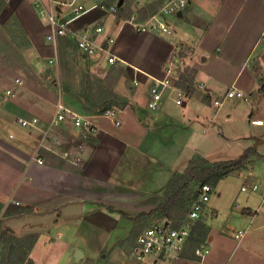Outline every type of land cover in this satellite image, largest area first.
Instances as JSON below:
<instances>
[{
	"label": "crops",
	"instance_id": "1",
	"mask_svg": "<svg viewBox=\"0 0 264 264\" xmlns=\"http://www.w3.org/2000/svg\"><path fill=\"white\" fill-rule=\"evenodd\" d=\"M35 1L0 4V223L16 238L37 237L29 253L33 264H96L99 257L116 254L119 241H132L134 225L140 232L146 227L134 219L159 206L174 174L195 155L221 162L239 158L249 147L264 155V0H190L183 13L169 19V34L135 30L125 16L131 13L144 22L150 16L140 9L118 17L92 13L95 8L71 22L68 34L56 42L48 39L49 20L39 14ZM79 1L87 7L96 3ZM165 2L149 4L159 9ZM12 18L22 35L20 46L4 26ZM96 26L104 28L99 41L115 38V65L76 46L73 32ZM52 59L57 62L51 64ZM174 59L197 69L203 91L178 106L174 88L167 89L161 107L151 111L147 104L154 82L168 76ZM175 81L172 76L174 86ZM90 84L94 92L104 88L130 104L110 103L114 117L89 112L82 95ZM232 87L249 99L227 98ZM204 92L209 104L202 100ZM59 99L88 118L96 132L88 134L68 121L46 135ZM226 104L234 109L225 110ZM237 108L242 128L238 123L230 127L231 120L223 118L237 117ZM23 117H37L39 123L24 128L19 123ZM257 120L263 124H253ZM226 121L229 133L222 131ZM233 135L240 144L238 156L222 157L229 149L226 139ZM79 143L82 162L75 163ZM248 174L250 184L258 181L252 179L253 171ZM259 178L261 188L254 194L230 189L229 177L213 189L201 214L209 215L202 220L210 228L199 247L208 250L203 257L188 238L175 262L156 257L139 261L136 238L134 264H264V171ZM239 231L243 235L235 238ZM0 244L5 250L6 243ZM8 246L7 264H19L14 262L19 253ZM77 250L84 255L79 260Z\"/></svg>",
	"mask_w": 264,
	"mask_h": 264
},
{
	"label": "built area",
	"instance_id": "2",
	"mask_svg": "<svg viewBox=\"0 0 264 264\" xmlns=\"http://www.w3.org/2000/svg\"><path fill=\"white\" fill-rule=\"evenodd\" d=\"M190 0H166L164 5L156 10L146 21L141 22L137 20L136 16H132L130 23L137 29V31H158L161 33H171L169 19L183 13L189 4ZM119 1L116 0H96V3L91 7L80 3L79 0L65 1L49 0L48 3L42 1H35V5L41 16H45L52 27V32L48 39L56 42L59 37L68 34V26L74 20L87 14L92 9L98 8L108 14H115L119 9ZM58 6H62L64 10L59 11ZM104 32L102 26L87 28L82 32H73L76 40L77 48L89 57H104L110 65H115L119 58L114 53L115 38L108 37L104 41H99V36ZM51 64L56 63V59L49 61ZM167 77L163 80H156L151 89V97L148 101L147 107L151 111H157L163 101L164 93L167 89L174 88L175 90V104L182 106L186 103V93L176 88L172 84L173 68L169 67L167 70ZM20 82V79H17ZM10 93V91H8ZM61 96V95H60ZM59 96V97H60ZM227 98H239L248 100L242 91L232 87L226 93ZM221 101H216V105H221ZM104 115L114 117L115 112L111 109L105 111ZM72 122L74 127L84 131L88 134L96 132V126L86 117L80 116L68 109L62 100L56 104L55 113L51 120L45 134H51L63 122ZM19 123L24 128H32L37 126L39 119L37 117L20 118ZM119 124V122H117ZM255 125H262L263 121H253ZM83 144L79 143L76 150L75 163L82 162ZM43 161H40L42 163ZM261 185L253 182L250 185L242 186L241 190L249 193H257ZM197 197L191 201L188 213L181 219L177 226H172L161 218L152 219L151 223L146 226L137 236L135 258L139 261L148 260L151 257L169 260L175 262L179 259L181 251L185 242L188 240L193 228L194 222L201 216L206 205L210 202L213 188L210 184H202L198 188ZM243 235L239 231L235 238ZM208 252L206 247H201L197 250V254L203 257Z\"/></svg>",
	"mask_w": 264,
	"mask_h": 264
},
{
	"label": "trees",
	"instance_id": "3",
	"mask_svg": "<svg viewBox=\"0 0 264 264\" xmlns=\"http://www.w3.org/2000/svg\"><path fill=\"white\" fill-rule=\"evenodd\" d=\"M2 3L3 0H0L1 5ZM119 9H121L123 13L125 12L126 9L123 3L121 5L119 4ZM157 9L158 7L156 4L152 3L140 9L139 12H142L143 16L145 15L149 17ZM131 16L132 15L130 13L125 17L130 19ZM196 74L197 69L188 66L179 70L175 81V86L183 90L187 97L195 96L197 93L195 88ZM89 89L90 90L87 91V93L82 95L84 99L83 107L89 112L104 114L105 111L110 109V103L112 106L117 105L121 107H125L130 104L126 98L104 88H100V90L94 92L92 84H90ZM201 94L202 100L209 104L210 96L208 93L204 92ZM106 106L107 108H105ZM133 109L137 111V107H133ZM253 158H264V155H260L254 147L247 148L244 154L239 158L221 162H211L200 155H195L189 161L184 172H176L174 174V177L159 206L150 212L141 213L134 220H141L142 222H145L143 225H141L144 226L149 222L151 217L158 216V218L166 219L179 224L181 219L188 213L191 201L197 197V188L200 185L210 184L212 188H216L221 180L232 176L235 172L246 169ZM192 183H199V185L191 187ZM108 209L115 211L113 207H108ZM209 229V226L199 217L195 221V225L191 230L189 243L198 249L202 244L205 243L204 238L207 235ZM140 230L141 227L137 228V226L134 225L131 232L132 241L137 238ZM36 242L37 237L35 235H30L20 239L9 235L2 229L0 223V243H9L11 245V253L21 254L18 257V261H22L24 264H33L32 260L29 258V253ZM6 259L10 260L8 257ZM1 261L3 260L1 259Z\"/></svg>",
	"mask_w": 264,
	"mask_h": 264
},
{
	"label": "rangeland",
	"instance_id": "4",
	"mask_svg": "<svg viewBox=\"0 0 264 264\" xmlns=\"http://www.w3.org/2000/svg\"><path fill=\"white\" fill-rule=\"evenodd\" d=\"M116 1H119V2L123 1V5L125 6L126 10L127 9H133V11H138L142 7H145L146 5H148L149 3L154 2V1H158V0H116ZM122 12L123 11L121 9H118V11L115 13V15H117L118 17H122ZM92 13H106V12L101 10V9H95V10H93ZM4 26L7 28V31H8L10 37L13 39L14 42H18L19 46H20V44H23V41L21 40L22 39L21 32L19 31L18 26H17L14 19L10 20V22H8V23H5ZM132 27H134V26L132 25ZM134 29H135V27H134ZM51 32H52V27H51ZM17 38H20V39L18 40ZM169 67L173 68V76L175 78H177L179 70L186 68L187 65L182 60L178 61V59H174L173 62L169 65ZM188 67L195 68L192 64ZM5 77L8 79L7 74H5ZM195 88L197 91H200V92L203 91V87L198 86L197 81L195 84ZM189 97H192V96H188V98ZM235 99H239V98H235ZM187 101H188V103L190 102L188 99H187ZM233 101H235V100H230V102L234 103ZM189 106H190V104H189ZM247 106H248V104H247ZM248 107H250V106H248ZM233 109H234L233 104H226L225 110H233ZM235 110H236L235 112L237 113V117L235 115H233L232 118H229V116L227 115V118H226V115H224L223 118L228 119L229 121L231 120L230 127L234 128L235 123H238V127L242 128V127H244V122H242L243 120L241 119V117H242L241 112L242 111L240 108H237ZM227 121H226L225 126H224L226 128L222 129V131L225 133L226 132L229 133L228 129L230 128L229 127L230 122H227ZM227 136H229V135H227ZM224 146L228 147L229 149L226 150V153H221L222 157L226 156L225 158H234V157L238 156L237 154H238L240 144L237 142L235 135H233L230 138H227L226 144ZM263 166H264V158H258L256 161H252L251 163H249L246 169H242L238 172H235L232 176H229V179L227 180L226 184H228L230 186V189H232L233 191L241 192V195L245 196L246 193L240 191V188H242L241 187L242 185L244 186V185L250 184L249 183L250 181H248V178L251 177L250 174H248L249 171H253L254 177L252 179H255V180L257 179L258 181H255V182H257L261 185L262 182L260 181L259 177L263 176V171H264ZM184 171L185 170H181L180 172H184ZM195 185H199V183H196V184L192 183L191 187H195ZM213 189H214V187H213ZM213 196H214V191L212 193V197ZM221 200H222V198H220V201ZM208 216L209 215H206V217L200 216V218L201 219H207ZM156 217L158 218V216L151 217V219L146 224V226H148L151 223V221H153L152 219H154ZM134 244L135 243L131 240L119 241V245L117 246L116 254H111L109 252L107 255H104L103 257H99V260L96 264H123V263L124 264H134L135 263V260H134L135 259L134 258ZM3 245L6 248L4 250L3 248L0 247V251H1L0 252V259L3 260L2 264H7V263H9V261H6V258L8 257V254H9V252H8L9 251V246H8L9 244L6 243ZM187 247H189V246H187ZM2 253H4V254H2ZM20 255L21 254H18V257ZM196 255H198V254L196 253ZM16 261H18L17 257H16V260L14 262H16ZM26 261H25V263H26ZM19 264H24V263L21 261Z\"/></svg>",
	"mask_w": 264,
	"mask_h": 264
},
{
	"label": "water",
	"instance_id": "5",
	"mask_svg": "<svg viewBox=\"0 0 264 264\" xmlns=\"http://www.w3.org/2000/svg\"><path fill=\"white\" fill-rule=\"evenodd\" d=\"M60 2H62V3H64L65 2V0H60ZM123 3V1H120V5ZM168 225V222H166V226ZM84 255H83V252L82 251H80V250H77L76 251V253H75V258L77 259V260H79L81 257H83Z\"/></svg>",
	"mask_w": 264,
	"mask_h": 264
}]
</instances>
